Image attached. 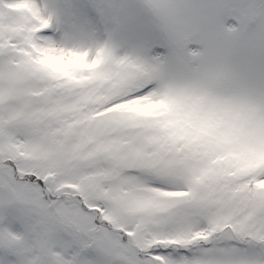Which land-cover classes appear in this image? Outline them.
I'll return each mask as SVG.
<instances>
[{"label":"snow or ice","instance_id":"6c2138e0","mask_svg":"<svg viewBox=\"0 0 264 264\" xmlns=\"http://www.w3.org/2000/svg\"><path fill=\"white\" fill-rule=\"evenodd\" d=\"M0 264H264V0H0Z\"/></svg>","mask_w":264,"mask_h":264}]
</instances>
